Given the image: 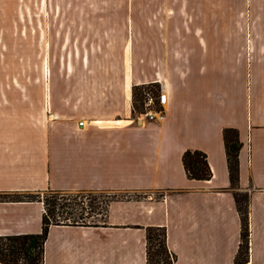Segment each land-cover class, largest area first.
<instances>
[{
  "label": "crops",
  "instance_id": "crops-1",
  "mask_svg": "<svg viewBox=\"0 0 264 264\" xmlns=\"http://www.w3.org/2000/svg\"><path fill=\"white\" fill-rule=\"evenodd\" d=\"M14 42L49 47L0 57L2 74L126 77L114 95L100 83L38 85L37 106L29 84H0L10 92L0 94V193L145 194L111 201L100 226L51 225L44 264H146L150 225L166 228L175 264H234L226 127L242 142L248 263L264 264V0H2L0 44ZM156 82L165 118L132 117L133 85ZM186 149L207 154L209 180L187 177ZM42 214L39 201L0 200V235L40 232Z\"/></svg>",
  "mask_w": 264,
  "mask_h": 264
},
{
  "label": "trees",
  "instance_id": "trees-1",
  "mask_svg": "<svg viewBox=\"0 0 264 264\" xmlns=\"http://www.w3.org/2000/svg\"><path fill=\"white\" fill-rule=\"evenodd\" d=\"M155 89L156 95L161 87L159 83L133 85L132 117L145 109L144 103L149 92ZM155 95V97H156ZM223 141L227 160L230 185L228 191L233 195L240 217V242L234 258V264H249L250 256V193L239 185V151L242 142L237 128L223 129ZM182 163L190 179L209 180L212 176L207 154L199 149H186L182 153ZM130 192H110L103 190H57L46 189L37 192L0 193V200L39 201L43 206L42 227L40 232L0 235V264H44V245L51 225L100 226L107 214L111 201L140 198ZM102 210L100 221L91 220L95 210ZM146 232V264H175L176 255L167 246L166 228L150 225Z\"/></svg>",
  "mask_w": 264,
  "mask_h": 264
},
{
  "label": "rangeland",
  "instance_id": "rangeland-1",
  "mask_svg": "<svg viewBox=\"0 0 264 264\" xmlns=\"http://www.w3.org/2000/svg\"><path fill=\"white\" fill-rule=\"evenodd\" d=\"M2 1V0H0ZM30 29V28H29ZM32 29V28H31ZM21 45H26L28 49L24 51V53L19 52V48ZM45 45L47 48L49 47V44H35V43H27V44H19V43H2L0 44V57H14V56H19L22 54L23 56H35V55H43L44 51L42 50V46ZM36 47H39L36 49ZM48 51V50H47ZM45 51V53L47 52ZM39 67V65H38ZM44 70V68H43ZM126 76H116V75H108V76H66V75H51L47 73H42V74H2L0 73V84H29L28 91L27 93L30 96V101H33L29 103V105L32 106H37L39 105V102L37 99H39V96L41 94V87H38V85H42L43 89H45L48 85L51 83H100V84H106L108 87V93L110 94H116L117 93V86L121 83L124 82ZM142 78L146 76H141ZM105 88V87H104ZM151 92L148 93L151 97L155 98V89L153 87H149ZM64 93L65 91H61ZM2 93H7L9 94L10 92H3L0 91V94ZM15 93V92H11ZM46 93V90L44 91ZM148 95L147 98H148ZM155 106L158 107V104L156 103V100H154ZM135 195H145L143 193H137V194H132L133 197ZM154 197H159L158 193L152 194ZM108 198L102 197L100 198L97 202H99V207L95 210L94 215L90 218L91 220H97L100 221L102 218V210L100 208L101 200H106Z\"/></svg>",
  "mask_w": 264,
  "mask_h": 264
},
{
  "label": "built area",
  "instance_id": "built-area-1",
  "mask_svg": "<svg viewBox=\"0 0 264 264\" xmlns=\"http://www.w3.org/2000/svg\"><path fill=\"white\" fill-rule=\"evenodd\" d=\"M158 104V107L155 106V102ZM168 101L167 93L161 88L157 97L153 98L148 95L147 100L144 103L145 109L143 112H140L136 115L137 118L141 120H146L148 122H160L165 118V104ZM84 121H81L79 124L82 125Z\"/></svg>",
  "mask_w": 264,
  "mask_h": 264
},
{
  "label": "water",
  "instance_id": "water-1",
  "mask_svg": "<svg viewBox=\"0 0 264 264\" xmlns=\"http://www.w3.org/2000/svg\"><path fill=\"white\" fill-rule=\"evenodd\" d=\"M141 120H139V122H140Z\"/></svg>",
  "mask_w": 264,
  "mask_h": 264
}]
</instances>
